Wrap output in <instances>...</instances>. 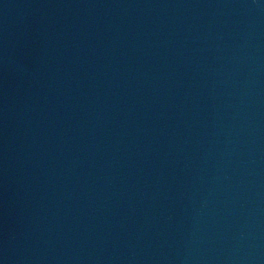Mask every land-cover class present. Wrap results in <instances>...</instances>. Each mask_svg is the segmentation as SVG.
<instances>
[{
  "label": "water",
  "instance_id": "95a60500",
  "mask_svg": "<svg viewBox=\"0 0 264 264\" xmlns=\"http://www.w3.org/2000/svg\"><path fill=\"white\" fill-rule=\"evenodd\" d=\"M0 264H264V0H0Z\"/></svg>",
  "mask_w": 264,
  "mask_h": 264
}]
</instances>
